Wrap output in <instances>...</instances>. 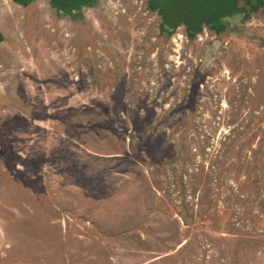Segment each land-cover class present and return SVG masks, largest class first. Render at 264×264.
<instances>
[{"label": "rangeland", "instance_id": "obj_1", "mask_svg": "<svg viewBox=\"0 0 264 264\" xmlns=\"http://www.w3.org/2000/svg\"><path fill=\"white\" fill-rule=\"evenodd\" d=\"M160 20L0 0V264H264V13Z\"/></svg>", "mask_w": 264, "mask_h": 264}, {"label": "trees", "instance_id": "obj_2", "mask_svg": "<svg viewBox=\"0 0 264 264\" xmlns=\"http://www.w3.org/2000/svg\"><path fill=\"white\" fill-rule=\"evenodd\" d=\"M28 6L35 0H13ZM96 0H49L59 15L81 16L84 6H93ZM147 7L160 16L159 31L172 36L179 26L185 27L188 38L194 39L207 27L220 34L229 24L247 19L251 13L262 10L264 0H147ZM4 39L0 31V41ZM227 151L226 154H230ZM224 161V160H223Z\"/></svg>", "mask_w": 264, "mask_h": 264}]
</instances>
